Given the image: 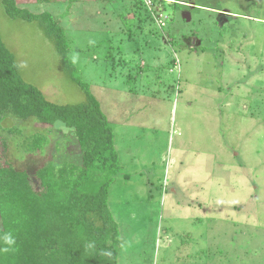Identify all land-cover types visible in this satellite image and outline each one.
Segmentation results:
<instances>
[{
  "label": "rangeland",
  "instance_id": "1",
  "mask_svg": "<svg viewBox=\"0 0 264 264\" xmlns=\"http://www.w3.org/2000/svg\"><path fill=\"white\" fill-rule=\"evenodd\" d=\"M15 2L64 29L113 128L117 264H264V0H171L162 25L137 0ZM0 39L47 101L85 100L40 23L10 18L2 0ZM50 139L34 157L7 151L34 190L45 161L80 164L71 132Z\"/></svg>",
  "mask_w": 264,
  "mask_h": 264
},
{
  "label": "trees",
  "instance_id": "2",
  "mask_svg": "<svg viewBox=\"0 0 264 264\" xmlns=\"http://www.w3.org/2000/svg\"><path fill=\"white\" fill-rule=\"evenodd\" d=\"M2 5L10 18L40 23L85 100L70 106L47 101L22 81L0 39V233L16 237V250L0 252V264H117L120 237L107 204L109 188L121 175L113 128L68 58V39L54 17L48 12L31 14L15 0H2ZM33 124L51 129L39 130ZM61 127L76 140L80 164L45 161L34 173L39 182L34 190L26 171L8 161L9 146L18 160L41 155ZM92 241L95 248L86 249ZM104 251L111 255H102Z\"/></svg>",
  "mask_w": 264,
  "mask_h": 264
},
{
  "label": "clouds",
  "instance_id": "3",
  "mask_svg": "<svg viewBox=\"0 0 264 264\" xmlns=\"http://www.w3.org/2000/svg\"><path fill=\"white\" fill-rule=\"evenodd\" d=\"M73 63H75V60H73ZM16 245V237L12 232H4L0 233V252L3 253H9L14 252ZM95 248V242H88L86 244V249L92 250ZM102 255L110 256L111 253L104 251L102 252Z\"/></svg>",
  "mask_w": 264,
  "mask_h": 264
},
{
  "label": "built area",
  "instance_id": "4",
  "mask_svg": "<svg viewBox=\"0 0 264 264\" xmlns=\"http://www.w3.org/2000/svg\"><path fill=\"white\" fill-rule=\"evenodd\" d=\"M142 5L149 11V14L153 17L155 22L159 25H162V12L160 10V3H172L171 0H140ZM159 12L158 16L157 13ZM159 17V18H157Z\"/></svg>",
  "mask_w": 264,
  "mask_h": 264
},
{
  "label": "crops",
  "instance_id": "5",
  "mask_svg": "<svg viewBox=\"0 0 264 264\" xmlns=\"http://www.w3.org/2000/svg\"><path fill=\"white\" fill-rule=\"evenodd\" d=\"M162 7H160V10L162 12L163 8L161 9ZM167 43V41H165ZM173 53H175V51H173ZM123 125H126V123H123ZM115 148V147H114ZM118 154V153H117ZM196 201V200H195ZM194 202V201H193Z\"/></svg>",
  "mask_w": 264,
  "mask_h": 264
}]
</instances>
